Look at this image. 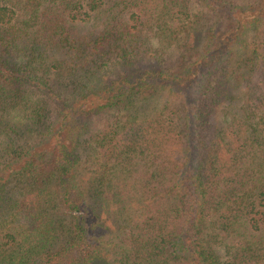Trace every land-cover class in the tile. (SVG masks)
Segmentation results:
<instances>
[{"label":"trees","instance_id":"trees-1","mask_svg":"<svg viewBox=\"0 0 264 264\" xmlns=\"http://www.w3.org/2000/svg\"><path fill=\"white\" fill-rule=\"evenodd\" d=\"M0 264H264V0H0Z\"/></svg>","mask_w":264,"mask_h":264},{"label":"rangeland","instance_id":"rangeland-1","mask_svg":"<svg viewBox=\"0 0 264 264\" xmlns=\"http://www.w3.org/2000/svg\"><path fill=\"white\" fill-rule=\"evenodd\" d=\"M198 3H200V2H198ZM130 69L131 68H127L126 66L119 64V66H115L114 70H112V69L111 70L110 69L107 70V72H106L107 79L108 80L115 79L119 75H123V74L127 73L128 70H130ZM71 100H73V98ZM58 102H59L58 104L62 107V105L65 103V100L58 101ZM66 102H68V101H66ZM103 124H104V118L103 117L95 118L96 129L101 128L103 126Z\"/></svg>","mask_w":264,"mask_h":264}]
</instances>
